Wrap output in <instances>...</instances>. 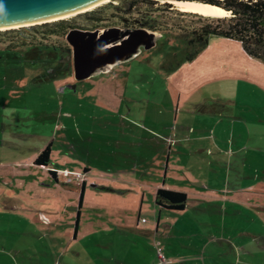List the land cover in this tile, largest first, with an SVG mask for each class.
Here are the masks:
<instances>
[{
	"label": "crops",
	"instance_id": "obj_1",
	"mask_svg": "<svg viewBox=\"0 0 264 264\" xmlns=\"http://www.w3.org/2000/svg\"><path fill=\"white\" fill-rule=\"evenodd\" d=\"M211 37L169 78L180 83L185 112L174 124L117 114L114 161L101 182L89 180L87 165L83 189L53 178L48 167H68L52 151L48 166L34 163L47 144L0 164L9 186L0 264H264V63L237 40ZM246 88L253 98L238 94ZM25 186L32 196L18 194ZM158 189L185 193L184 206L158 205Z\"/></svg>",
	"mask_w": 264,
	"mask_h": 264
},
{
	"label": "rangeland",
	"instance_id": "obj_2",
	"mask_svg": "<svg viewBox=\"0 0 264 264\" xmlns=\"http://www.w3.org/2000/svg\"><path fill=\"white\" fill-rule=\"evenodd\" d=\"M122 1L111 0L63 20L102 29L112 27L104 26L107 18L99 21V18L89 17L101 15L109 18L118 13L120 16L116 22L121 26L116 27L132 28L122 25V17L145 15L150 19L146 28L154 26L150 29L163 36L158 38L156 46L140 48L127 62L116 65L113 70L84 80L74 79L71 46L65 34L47 35L43 32L46 27H41L42 23L0 30L1 165L30 159L51 141V161L56 166L66 163L68 170L83 171L87 165L91 168L89 180L101 182L104 165L114 161V137L120 129L117 114L126 113L140 120L144 116L169 119L173 124L176 115L185 114L184 107L179 104L180 83L169 78L188 62L184 60L183 36L187 31L211 22V19L180 14L174 7L168 10L164 6L165 0L142 1L130 10L128 3ZM236 60L242 64L241 59ZM167 64L176 66L169 69ZM128 72L129 76H126ZM257 92L261 94L260 87ZM253 93L254 90L248 91L247 88L238 92L250 94L252 98ZM202 95L199 90L193 96L200 99ZM126 103L131 112H127ZM2 176L8 177L0 171V178ZM74 183L72 181L70 185ZM5 188L9 189V186H2L0 182V199ZM73 188L79 189L74 185ZM92 188L96 194L100 193L97 188ZM30 190V186H25L19 193H11L32 196L33 191ZM66 192L69 197H76V192ZM5 218L6 215L0 214L1 233L8 223Z\"/></svg>",
	"mask_w": 264,
	"mask_h": 264
},
{
	"label": "water",
	"instance_id": "obj_3",
	"mask_svg": "<svg viewBox=\"0 0 264 264\" xmlns=\"http://www.w3.org/2000/svg\"><path fill=\"white\" fill-rule=\"evenodd\" d=\"M100 0H0V27L50 19L86 8ZM172 5V1L165 0ZM187 1V0H177ZM45 23V22H44ZM162 33L146 27L84 29L72 27L65 39L71 46L75 80L107 73L140 48L156 46Z\"/></svg>",
	"mask_w": 264,
	"mask_h": 264
},
{
	"label": "trees",
	"instance_id": "obj_4",
	"mask_svg": "<svg viewBox=\"0 0 264 264\" xmlns=\"http://www.w3.org/2000/svg\"><path fill=\"white\" fill-rule=\"evenodd\" d=\"M151 2L154 0H123L128 3V10L134 8L139 2ZM158 1V0H156ZM200 1L210 3L222 7L229 12L225 16H203L197 13L182 12L178 9L180 14H188L202 19H211V22L206 23L202 27L187 31L183 36L185 43L184 55L185 61L193 60L204 48L208 45L211 36H222L237 40L241 43L243 50L250 55L264 63V0H188ZM164 6L168 10H172L168 2H164ZM182 12V13H181ZM91 19H98V17L90 16ZM41 27H46L43 32L49 34H66V32L75 27V22L60 19L52 24L47 22L42 23ZM153 28L154 26H148ZM28 45V43L26 44ZM30 45H33L31 43ZM181 61L177 62L179 65ZM169 69H173L175 65L167 64ZM51 145L48 143L34 159V163L42 166H48L50 163ZM53 178L56 174L50 171ZM82 185V184H81ZM83 189V185H82ZM80 202L82 200V193L80 195ZM186 201V194L179 191L158 189L157 190V204L165 205L170 209H181Z\"/></svg>",
	"mask_w": 264,
	"mask_h": 264
},
{
	"label": "bare ground",
	"instance_id": "obj_5",
	"mask_svg": "<svg viewBox=\"0 0 264 264\" xmlns=\"http://www.w3.org/2000/svg\"><path fill=\"white\" fill-rule=\"evenodd\" d=\"M111 0H100L86 8L80 9L78 11L65 14L62 16L50 18V19H45V20H40V21H35V22H29V23H23V24H18V25H12V26H6V27H0V30H6V29H11V28H18V27H23V26H30L34 24H39V23H44V22H50V21H55V20H60V19H65L72 17L74 15H77L78 13L91 10L93 8H96L97 6L107 3ZM172 1V5L174 8L182 11V12H189V13H197L203 16H211V17H219V16H225L228 15L229 12L223 9L222 7H219L217 5H212L210 3H204L200 1H177V0H170Z\"/></svg>",
	"mask_w": 264,
	"mask_h": 264
},
{
	"label": "flooded vegetation",
	"instance_id": "obj_6",
	"mask_svg": "<svg viewBox=\"0 0 264 264\" xmlns=\"http://www.w3.org/2000/svg\"><path fill=\"white\" fill-rule=\"evenodd\" d=\"M104 12V11H103ZM100 14H101V11H100ZM99 14V15H100ZM120 15L118 13H115L114 15H111V17H103V16H98V20L101 21L102 19L104 18H107L108 19V22L104 23V26H121L119 25V23H117V18L119 17ZM145 15H137V17H134V18H124L122 17V22H120V24L122 23L123 26H126V27H132V28H137V27H147L145 25H147V23H149V20L150 19H147V17ZM75 27H81V28H84V29H87V28H90V29H94V28H91L90 25H85L83 23L79 24V23H76L75 22Z\"/></svg>",
	"mask_w": 264,
	"mask_h": 264
},
{
	"label": "built area",
	"instance_id": "obj_7",
	"mask_svg": "<svg viewBox=\"0 0 264 264\" xmlns=\"http://www.w3.org/2000/svg\"><path fill=\"white\" fill-rule=\"evenodd\" d=\"M50 171L55 172V174L61 176L63 178V181L65 182H71L74 181L78 184H82L86 179V172L85 171H71L66 168L64 169H58V168H47ZM42 219H45L44 215L41 216ZM163 258V256H160Z\"/></svg>",
	"mask_w": 264,
	"mask_h": 264
}]
</instances>
